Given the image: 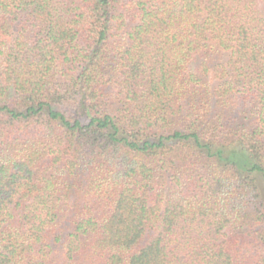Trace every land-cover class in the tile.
Instances as JSON below:
<instances>
[{
	"label": "trees",
	"instance_id": "trees-1",
	"mask_svg": "<svg viewBox=\"0 0 264 264\" xmlns=\"http://www.w3.org/2000/svg\"><path fill=\"white\" fill-rule=\"evenodd\" d=\"M0 264H264V0H0Z\"/></svg>",
	"mask_w": 264,
	"mask_h": 264
}]
</instances>
